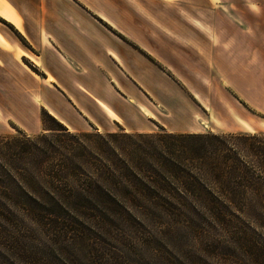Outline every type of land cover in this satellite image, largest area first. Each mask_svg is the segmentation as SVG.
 Returning a JSON list of instances; mask_svg holds the SVG:
<instances>
[{
	"label": "crops",
	"instance_id": "crops-1",
	"mask_svg": "<svg viewBox=\"0 0 264 264\" xmlns=\"http://www.w3.org/2000/svg\"><path fill=\"white\" fill-rule=\"evenodd\" d=\"M263 8L257 0H0V134L39 133L43 110L71 131L213 129L209 113L223 114L222 99L241 92L235 79L255 75Z\"/></svg>",
	"mask_w": 264,
	"mask_h": 264
},
{
	"label": "trees",
	"instance_id": "trees-1",
	"mask_svg": "<svg viewBox=\"0 0 264 264\" xmlns=\"http://www.w3.org/2000/svg\"><path fill=\"white\" fill-rule=\"evenodd\" d=\"M16 130L12 140L0 136V216L209 219L224 230L231 223L237 237L218 257L264 264V131L72 134L96 144L86 166L74 158L88 155V146L61 139L70 130L47 111L32 140ZM44 132L60 137L47 140ZM2 178L16 184L2 187Z\"/></svg>",
	"mask_w": 264,
	"mask_h": 264
},
{
	"label": "rangeland",
	"instance_id": "rangeland-1",
	"mask_svg": "<svg viewBox=\"0 0 264 264\" xmlns=\"http://www.w3.org/2000/svg\"><path fill=\"white\" fill-rule=\"evenodd\" d=\"M240 2L242 6L243 0ZM257 4L264 5V0H257ZM263 17L264 14H257L256 39L261 41H263L261 38H264V30L260 27ZM262 48L256 49L255 75L237 77L235 81L239 82L241 92L231 91L232 93L228 94L229 98L222 99L224 115L216 111H212L213 115L209 113L210 119L216 123L213 129L205 124L203 125L205 132L189 133L264 131ZM162 129L157 128L154 132L179 133L167 131L163 127ZM92 131L70 130L62 132L63 134H60L62 137L56 136L59 134L44 133H49L45 134L47 140L60 137L66 143H70L68 140L80 141L88 146L86 152L88 155L82 157L84 152H79L74 158L77 163L83 162L87 166L96 157L90 150L91 147L95 150L96 144L89 138L83 136L72 138L70 135ZM40 133L42 131L25 134L32 140ZM0 136L12 140L13 137L20 135L15 128H11L9 133ZM47 140L38 143L46 146ZM76 181L80 184L85 183L86 179L82 177ZM2 182V187L16 184V182L11 184L6 178H2ZM45 182L41 180L40 184L44 185ZM224 224L229 225L230 228H226L229 232L224 230L220 223L198 218L139 221L95 219L80 215L65 219L62 217L34 219L23 215L0 216V264H227L218 257L220 255L218 252L222 246L227 245L228 252L233 250L235 245L233 241L237 237L233 233L232 224ZM224 232L230 237L225 236Z\"/></svg>",
	"mask_w": 264,
	"mask_h": 264
}]
</instances>
